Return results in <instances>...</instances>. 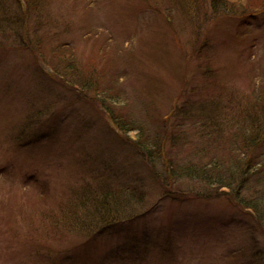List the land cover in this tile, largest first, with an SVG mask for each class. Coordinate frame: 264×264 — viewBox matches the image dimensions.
<instances>
[{
    "label": "rangeland",
    "instance_id": "374dc122",
    "mask_svg": "<svg viewBox=\"0 0 264 264\" xmlns=\"http://www.w3.org/2000/svg\"><path fill=\"white\" fill-rule=\"evenodd\" d=\"M263 213L264 0H0V264H264Z\"/></svg>",
    "mask_w": 264,
    "mask_h": 264
},
{
    "label": "trees",
    "instance_id": "16d2710c",
    "mask_svg": "<svg viewBox=\"0 0 264 264\" xmlns=\"http://www.w3.org/2000/svg\"><path fill=\"white\" fill-rule=\"evenodd\" d=\"M54 76L55 77H57L56 79H58V80H62V82L66 85V83H65V79H64V77H63V75L62 74H60V72H58V70H55L54 69ZM107 110V112L109 113V115H110V117L112 118V121L114 122V123H116V125H117V127H118V129L121 131V133L123 134V136L126 138V132H125V130H124V127H122V125L118 122V120L114 117V115H113V113L111 112V111H109L108 109H106ZM166 139H168V137H166V136H163V138H162V140H161V142H160V146H159V152H158V158L159 159H161V150H162V147H163V140L165 141ZM146 140V139H145ZM140 141H142V142H140ZM141 143H143L144 145H147V143H146V141H144L143 142V140H138V144L141 146ZM143 145V146H144ZM147 146H144V147H142L141 146V148H143V149H145L144 151H145V153H146V156H148L147 157V159H148V162H152V158H151V160H150V157H153L152 156V154L150 153V147H147ZM166 160H167V158H166ZM168 161V160H167ZM168 169H169V171H170V174H171V176L173 177L174 176V171H173V168H172V165H171V161H170V164H169V167H168ZM205 170H208L207 169V167H205V166H196V164H194L193 162H192V164H191V166L187 169L186 168V170H184L185 171V173L187 174V175H198L200 172H202V174L207 178V179H210L211 181H213L214 183V185H217V186H219L220 188H226L227 186H229V180L228 181H226V179H225V177H224V173H221V174H213V173H211V172H209V173H207ZM233 172H235V171H232V173ZM240 186H238V188H241L242 187V183H240L239 184ZM236 192H237V190H235ZM105 198V197H104ZM121 203V202H120ZM120 203H119V201L117 200V199H115V207H119V206H123V205H120ZM245 205V207L246 208H248V209H251L250 207H252V206H248V205H246V204H244ZM253 207H254V210H256V211H259L260 212V214H262V211H263V209H260L259 208V206L258 205H253ZM264 214V213H263Z\"/></svg>",
    "mask_w": 264,
    "mask_h": 264
}]
</instances>
